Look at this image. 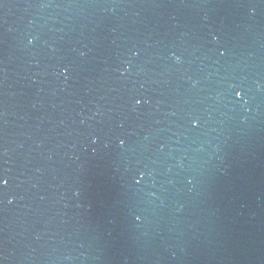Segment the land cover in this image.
Segmentation results:
<instances>
[{"label":"water","instance_id":"95a60500","mask_svg":"<svg viewBox=\"0 0 264 264\" xmlns=\"http://www.w3.org/2000/svg\"><path fill=\"white\" fill-rule=\"evenodd\" d=\"M259 264H264V249Z\"/></svg>","mask_w":264,"mask_h":264},{"label":"clouds","instance_id":"9594fccd","mask_svg":"<svg viewBox=\"0 0 264 264\" xmlns=\"http://www.w3.org/2000/svg\"><path fill=\"white\" fill-rule=\"evenodd\" d=\"M31 42H32V41L30 40L29 43H31ZM236 95H237V96H240L241 93H240V92H237Z\"/></svg>","mask_w":264,"mask_h":264},{"label":"snow or ice","instance_id":"6c2138e0","mask_svg":"<svg viewBox=\"0 0 264 264\" xmlns=\"http://www.w3.org/2000/svg\"><path fill=\"white\" fill-rule=\"evenodd\" d=\"M140 103V101H137V104H139Z\"/></svg>","mask_w":264,"mask_h":264}]
</instances>
